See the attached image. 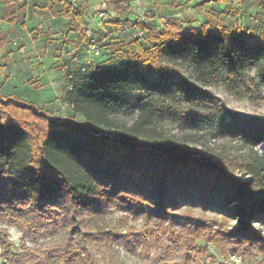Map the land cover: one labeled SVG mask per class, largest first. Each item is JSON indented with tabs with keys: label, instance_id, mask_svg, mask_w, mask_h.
Here are the masks:
<instances>
[{
	"label": "trees",
	"instance_id": "obj_1",
	"mask_svg": "<svg viewBox=\"0 0 264 264\" xmlns=\"http://www.w3.org/2000/svg\"><path fill=\"white\" fill-rule=\"evenodd\" d=\"M50 1L61 5L83 57L87 34H93L88 0ZM192 1L204 17L199 26L176 15L161 17L160 7L152 6L137 26L142 35L132 38L119 30V20L133 12L132 0H103L109 15L104 22L128 38L114 48L125 50L119 59L96 58L95 66L82 58L67 71L62 101L68 116H55L16 94H0V223L24 234L61 235L44 248L15 247L0 230V264H98L88 245L110 247L111 241L134 250L173 242L184 250L181 264L211 258L205 245L216 242L222 253L228 244L243 259L257 252L264 257V236L255 226L264 224V119L231 111L206 88L223 84L230 93L264 102V0L159 3L182 8ZM236 2L258 10L256 27L231 18L238 14ZM206 4L225 10L216 13ZM24 11L25 4L9 3L0 22L14 24L15 12ZM5 42L0 33V48ZM102 50L101 45V55ZM175 92L185 104L173 110L180 124L189 120L193 130L181 136L160 126ZM132 95L139 112L126 124L115 113ZM207 138L238 140L246 153L229 156L194 147ZM183 206L219 214L223 230L207 226L210 235L197 247L198 232L205 229L182 234L176 228L183 226L179 219L189 220L175 214ZM113 210L146 222L123 240L103 218ZM211 264L219 263L212 258Z\"/></svg>",
	"mask_w": 264,
	"mask_h": 264
},
{
	"label": "rangeland",
	"instance_id": "obj_2",
	"mask_svg": "<svg viewBox=\"0 0 264 264\" xmlns=\"http://www.w3.org/2000/svg\"><path fill=\"white\" fill-rule=\"evenodd\" d=\"M160 1L165 2L166 0H155V3H157H151L147 7V9L152 6H158L160 7V12L158 13L159 16L168 17L170 15H176L180 20L192 21L194 26H199L204 19L202 12L199 13L193 7L194 1L186 4V6L182 8H180L177 3L172 4L169 2L163 4L159 3ZM185 1L186 0H184V2ZM10 2L13 4H18L19 0H10ZM97 3L98 2H92V6L94 7V5H96ZM5 4H7L5 0H0V16H2L4 12L3 7ZM100 7L103 8V5L101 4ZM234 7L238 9V14L232 15L231 18L236 19L242 26L253 28L259 24L258 10L254 7H250L248 2H236L234 4ZM204 8L212 9L216 13H222V11L225 10L224 5L206 4ZM222 15H224V13ZM88 21L93 34L97 37V39L103 46L102 55L99 56L100 59L102 61L113 57L119 59V53L124 52L125 49L124 47L120 46L119 51L117 52L114 48V45L120 44V42L127 40L128 38L122 36L118 32V30L111 28V25L107 22H102V24L98 25L95 23V21L91 22L90 18ZM261 24L264 26V19L261 21ZM96 27H98V29H95ZM70 55L71 52L67 53L64 50L63 53L59 55L60 58L65 60L61 63V67H63V70H59V82L61 83H65L67 71H72L74 67L77 66L74 60V58L76 57L70 59ZM27 58H29V60L32 59V55H28ZM29 65H31V63H29ZM183 72L186 75L190 76V70H188L186 67L183 68ZM6 73L7 70H0V84L6 80ZM251 74L254 75V71H252ZM206 88L212 92V94L219 100L221 104L226 106L231 111L237 112L245 117L264 119L263 101L230 93L223 84H210L206 86ZM5 91L6 89H2L0 90V93ZM17 93L26 103L40 108L43 107L44 109H48L55 116L63 117L70 114L69 108L62 101V90H60V88L58 89L56 98L55 93H52V91L46 90L42 93L41 91H38L36 88L30 85L18 90ZM173 95L174 96L172 97V99L168 100V104L169 106H171V109H168L166 114L163 116V119L160 122V126L168 134H176L181 136L182 134L192 132L193 130L189 125V120L184 125L180 124L177 112H175L173 109H178L181 106H184L185 103L183 101V97L179 92H175ZM42 101L48 102L47 104H43ZM139 107L140 104L137 103L136 98L132 95L129 99L128 104L117 110L115 116L119 121L130 124L138 114ZM202 142V146L194 145V147L203 148L205 146H209L210 148L217 150L222 154L227 153L229 156H241L242 154L246 153V149L244 150V147L241 146V143H239L238 140L232 141L226 139L224 140L207 138ZM257 149L261 150L262 146L258 147ZM230 206L233 207L235 206V204L233 203ZM175 214L187 216L189 218V220H185L183 218L181 220L179 219L183 226L180 225L176 228L182 234H186L188 232L195 233L199 228H201L202 230L205 229L206 233H204L205 231L198 232V236L201 238V240L197 242V247L203 246L205 244L203 237H207L210 235L209 233H207L209 230L207 226H211V228L213 227V231H215V229L223 230L219 227L220 222L222 221V217L219 214H216L209 210H204L201 207L183 206L178 209ZM103 218H105L107 226L112 227L114 230L119 231L125 236L123 240L131 237V234H133L134 232L141 230L146 222L141 216H133L128 212H124L123 210H113L107 214H104ZM188 225H191V229H187ZM255 226L262 232L264 236V224L259 226L258 224H255ZM226 228L228 227L226 226ZM0 230H3L7 233L8 240L12 242L15 247H19L21 243H24L30 248H44L58 242L61 239V235L50 236V234H47V232L44 233V231L42 230H39L36 234H33V231L28 230L25 231L27 234H24L22 231H19L15 227L7 226L2 223H0ZM105 246L102 243L101 245H88L98 264H181L182 255L184 254V250H181V248L179 247L177 249L175 243H169V241H166L158 250L155 247H153L151 250L142 247L134 250L132 249V247H130L129 244H117L114 241H111L110 247L108 244H105ZM205 246L208 249V253L211 258L200 261L199 264H211L212 258L219 264H230L229 257L231 255L240 256L242 258V264H260V262H262V260L264 259L263 255L258 252L243 259L241 255L230 252L228 244H224L222 246V250L224 251L223 253L222 251H219L218 247L221 245L217 242L206 244Z\"/></svg>",
	"mask_w": 264,
	"mask_h": 264
},
{
	"label": "crops",
	"instance_id": "obj_3",
	"mask_svg": "<svg viewBox=\"0 0 264 264\" xmlns=\"http://www.w3.org/2000/svg\"><path fill=\"white\" fill-rule=\"evenodd\" d=\"M5 1L7 4L4 5L0 18L11 3L10 0ZM88 2L87 19L94 22L92 2ZM23 4L24 13L19 15L15 12L18 16L16 23L4 20L0 22V33L6 34V42L0 48V70H7L6 80L0 84V90L6 91L0 94H16L20 97L18 90L30 85L42 93L52 91L56 98L58 89L62 90L64 85L59 82V70H63L61 63L65 60L59 55L63 50L71 52L70 59L76 57L74 60L78 65L82 54L77 52L74 36L69 31V21L61 15L60 4H52L50 0H19L14 5ZM28 55H32V59L29 60ZM47 102L42 101L43 104Z\"/></svg>",
	"mask_w": 264,
	"mask_h": 264
},
{
	"label": "built area",
	"instance_id": "obj_4",
	"mask_svg": "<svg viewBox=\"0 0 264 264\" xmlns=\"http://www.w3.org/2000/svg\"><path fill=\"white\" fill-rule=\"evenodd\" d=\"M71 3H75L76 0H68ZM90 2H98L93 7V17L95 18V23L100 25L108 18V13L106 11L103 0H89ZM146 1V2H145ZM132 0L133 2V12L125 19L119 20V30L122 34H126L132 38L140 37L142 31L138 29V25L144 22L145 11L147 7L154 3L155 0ZM103 5V8L100 5ZM160 23L163 24V19H160ZM131 26H130V25ZM87 40L84 47L83 63L85 65L95 66V60L101 55V43L92 33L87 34ZM230 264H242V258L237 255H231L229 257Z\"/></svg>",
	"mask_w": 264,
	"mask_h": 264
}]
</instances>
